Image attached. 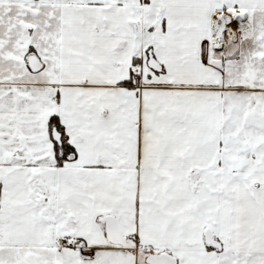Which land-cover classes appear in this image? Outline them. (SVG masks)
I'll list each match as a JSON object with an SVG mask.
<instances>
[{
    "label": "snow or ice",
    "instance_id": "1",
    "mask_svg": "<svg viewBox=\"0 0 264 264\" xmlns=\"http://www.w3.org/2000/svg\"><path fill=\"white\" fill-rule=\"evenodd\" d=\"M0 264H264V0H0Z\"/></svg>",
    "mask_w": 264,
    "mask_h": 264
}]
</instances>
